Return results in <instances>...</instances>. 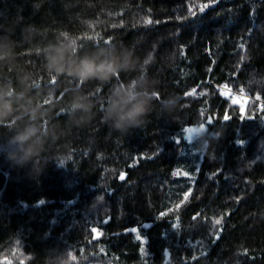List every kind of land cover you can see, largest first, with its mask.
Segmentation results:
<instances>
[{
	"label": "trees",
	"instance_id": "trees-1",
	"mask_svg": "<svg viewBox=\"0 0 264 264\" xmlns=\"http://www.w3.org/2000/svg\"><path fill=\"white\" fill-rule=\"evenodd\" d=\"M222 84L264 96V0H0V264H264V107Z\"/></svg>",
	"mask_w": 264,
	"mask_h": 264
},
{
	"label": "clouds",
	"instance_id": "clouds-1",
	"mask_svg": "<svg viewBox=\"0 0 264 264\" xmlns=\"http://www.w3.org/2000/svg\"><path fill=\"white\" fill-rule=\"evenodd\" d=\"M59 61V54L55 55ZM78 74L84 78L99 77L113 73L118 74L120 71L119 62L106 61L102 65L93 60H82L78 65ZM147 98H151V95ZM82 103L74 105L75 110H83ZM146 114V105L138 99L135 91L117 93L112 107L109 109L108 120L111 122V129L117 133L127 134L129 129L139 127L143 116ZM20 143H23L21 141ZM23 162L31 159V154L25 150V154L20 158Z\"/></svg>",
	"mask_w": 264,
	"mask_h": 264
},
{
	"label": "built area",
	"instance_id": "built-area-1",
	"mask_svg": "<svg viewBox=\"0 0 264 264\" xmlns=\"http://www.w3.org/2000/svg\"><path fill=\"white\" fill-rule=\"evenodd\" d=\"M219 87L223 90L226 95L231 96L233 103L246 105L249 101H255L257 102L260 108L264 107V96L261 94L251 95L243 91L234 90L225 84L219 85Z\"/></svg>",
	"mask_w": 264,
	"mask_h": 264
},
{
	"label": "snow or ice",
	"instance_id": "snow-or-ice-1",
	"mask_svg": "<svg viewBox=\"0 0 264 264\" xmlns=\"http://www.w3.org/2000/svg\"><path fill=\"white\" fill-rule=\"evenodd\" d=\"M186 131H191V129H187ZM121 179H123V175H121L120 177ZM43 203V202H41ZM216 225H219L221 224V220L217 219L215 222H214ZM142 227H145V225H142ZM93 231H95V229H93ZM133 231H136L137 233H139V229H134ZM137 239H141V237L139 236V234H137Z\"/></svg>",
	"mask_w": 264,
	"mask_h": 264
},
{
	"label": "water",
	"instance_id": "water-1",
	"mask_svg": "<svg viewBox=\"0 0 264 264\" xmlns=\"http://www.w3.org/2000/svg\"><path fill=\"white\" fill-rule=\"evenodd\" d=\"M39 206H40V204H39ZM109 220V218L106 220V221H108ZM99 229L97 228V229H95V231H93V233H94V236H95V233L98 231Z\"/></svg>",
	"mask_w": 264,
	"mask_h": 264
},
{
	"label": "flooded vegetation",
	"instance_id": "flooded-vegetation-1",
	"mask_svg": "<svg viewBox=\"0 0 264 264\" xmlns=\"http://www.w3.org/2000/svg\"><path fill=\"white\" fill-rule=\"evenodd\" d=\"M95 235H96V237H97V236L99 235V233L96 232Z\"/></svg>",
	"mask_w": 264,
	"mask_h": 264
},
{
	"label": "rangeland",
	"instance_id": "rangeland-1",
	"mask_svg": "<svg viewBox=\"0 0 264 264\" xmlns=\"http://www.w3.org/2000/svg\"><path fill=\"white\" fill-rule=\"evenodd\" d=\"M242 106H245V104H241ZM188 137L190 138V136L188 135Z\"/></svg>",
	"mask_w": 264,
	"mask_h": 264
}]
</instances>
